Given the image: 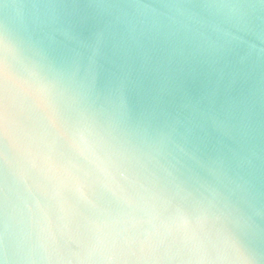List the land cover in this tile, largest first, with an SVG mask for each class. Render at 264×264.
I'll return each instance as SVG.
<instances>
[{"label": "water", "instance_id": "95a60500", "mask_svg": "<svg viewBox=\"0 0 264 264\" xmlns=\"http://www.w3.org/2000/svg\"><path fill=\"white\" fill-rule=\"evenodd\" d=\"M0 264H264V0H0Z\"/></svg>", "mask_w": 264, "mask_h": 264}]
</instances>
